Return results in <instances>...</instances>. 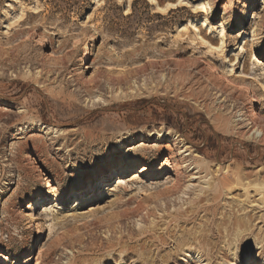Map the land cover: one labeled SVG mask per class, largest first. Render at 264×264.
I'll use <instances>...</instances> for the list:
<instances>
[{
    "label": "rangeland",
    "instance_id": "obj_1",
    "mask_svg": "<svg viewBox=\"0 0 264 264\" xmlns=\"http://www.w3.org/2000/svg\"><path fill=\"white\" fill-rule=\"evenodd\" d=\"M262 2L0 0V264H197L177 241L187 231L208 235L211 218L165 225L182 204L176 170L195 159L176 158L178 142L211 177L220 166L232 183L264 184V142L245 129L253 122L264 132ZM201 4L209 10L198 13ZM204 16L214 28L205 34L218 40L222 24L226 35L212 53L190 42ZM227 66L230 77L215 86ZM117 77L128 83L111 84ZM91 79L101 87L86 95L78 84ZM130 81L158 91L111 98ZM98 97L106 103L92 106ZM141 167L137 183L116 189ZM192 168L181 170L182 183ZM186 193L183 200L193 198ZM242 195L237 188L222 198L212 226L222 230L245 216L263 237L264 206L239 209ZM223 236L208 243V264L235 263Z\"/></svg>",
    "mask_w": 264,
    "mask_h": 264
},
{
    "label": "bare ground",
    "instance_id": "obj_2",
    "mask_svg": "<svg viewBox=\"0 0 264 264\" xmlns=\"http://www.w3.org/2000/svg\"><path fill=\"white\" fill-rule=\"evenodd\" d=\"M175 7L176 5H172L171 7L168 6V7L157 8V9L159 11H164V10H167L168 8L173 9ZM196 9H198V13H205L206 11L209 10V8L203 4L197 6ZM199 24L200 26L198 30H196L197 33H199V35L195 34L194 32L196 31L194 30L193 32L194 34L191 36L190 42L194 43V41L199 40V45L206 47L205 50H207V53H212L213 49H216L217 43L219 44V47H217V49L223 48L224 42L226 41V38H225L226 35L224 32L223 25L220 24L218 27L219 39L216 40L210 35L204 33L205 30L214 32V28L212 27L210 21L208 20L206 16L202 18ZM176 66L181 67V65L179 64H177ZM147 67L153 68L152 65L148 64V66H144L139 72H144ZM230 73L232 72L228 71V66L220 68L219 75H217L216 78L214 79L215 81L214 85L218 86L217 84L219 83V79H222L223 76L230 77L229 76ZM163 76L164 75H162L161 78H163ZM124 82H126V84L128 83L127 78L117 77L115 79H111V84L114 83L117 85H121ZM78 85L81 87V89L83 90V93H85L86 95H91L94 90H99L101 87L99 81L96 79H91L88 82H82V84H78ZM144 86H146V84ZM154 86L155 87H153L152 85V89L153 88L154 89L151 91L146 90V89L144 91H141L135 86L134 81H130L129 86L127 87L126 91L124 90L122 91L121 89H119L118 93L111 98H115L118 100H127V99L137 97L147 92L148 93L157 92L158 85L155 84ZM69 98L75 101L77 100V96L74 94L69 95ZM96 103L104 105L106 101L98 97V100L95 102H92L91 105L93 106ZM88 104H90V101H88ZM253 124L254 123L252 122L250 124H246L245 126V129H248V134H249L248 139L251 138V140H254L258 143H263L264 142V132L261 129H259V127H255ZM35 125L39 129L42 128V126L39 124H34V126ZM26 129L27 128H25V130ZM23 131H24V128L20 130V132H23ZM52 131L53 129L46 128V132L51 133ZM182 143L183 141L179 139L178 146L180 149H178V152L176 153V158L184 159V157L186 156L188 157L193 156L195 159H189L188 161L183 162V164L181 165V168H178L176 170V176L174 179V182L176 183V195H177L176 200L178 202L181 201L182 204L176 207L175 215L173 216L170 215L169 220L167 223H165V225H170L171 223H175L176 228L179 227V225H182V226L188 225L192 221H197L200 213H205L206 216H208V218H211V220H208L209 221L208 230H207L208 235L205 234L204 230L194 231V232H191V231L183 232V235H182L183 239L181 240V242H179L180 240L177 241L178 243L176 242L178 245L176 246L178 251L180 253L182 252L183 258L185 260L196 261L197 264H204V263L208 264L210 262V259L208 257L209 251L207 249V245L213 239L220 237L222 233L224 234L223 236L224 242L222 244H224V248L232 257V261L235 262L233 264H248V262L254 261V257H256V261L260 259L258 264H264V236L261 237L259 234L255 235L254 231L252 230L253 223L250 220L249 221L245 220V216L242 218L237 217L232 222H230V225L228 228H224L222 230H220L219 227L212 226L213 219L215 215L217 214V210L222 201V198L231 195V191H233L234 189L239 188L241 191H243L242 197L244 198V201L238 202V199L237 201L236 200L234 201V202H237V204H239V207H240L239 209H243L242 208L243 206L241 204H245L246 208H244V210L247 209L251 204H254V206H256L257 208L263 207L264 206V184H261L258 182L243 183L244 181H242L241 179H237L234 183H232L231 181L227 180L228 177H227L226 168H221L220 166H215L216 169L214 173L216 174V176L211 177V172H210L211 169L208 167V165L204 161L201 163L197 161V160H202V158L198 155H195V153L190 149V147L188 146L184 147L183 145H181ZM172 158L174 159V157H167L166 161ZM191 166H193L191 171L194 170V173L190 176L188 175L190 177V180H188V182L182 183L181 170L182 169L188 170L191 168ZM145 174H146V170L143 167H141L140 169L137 170V172H135V174H133V177L131 178V180H128L127 182H123L122 179H118L117 184H116V189L117 190L122 189L124 186H126V183L127 184L137 183L140 180V178L144 176ZM218 174L219 176H217ZM194 175H198L199 178H194ZM196 180H197V183H194L193 181H196ZM43 181L46 182V180H43ZM188 191H193V198L192 199L187 198L183 200L184 197L186 198L188 196V193H186ZM249 191H252V194H255L256 197H259V199L257 201H251ZM203 197H204L205 203H203ZM184 206H188L189 209L182 211V208ZM220 215L222 216L223 214L221 213ZM224 216H225V213H224ZM258 220L264 223V213L262 216L258 218ZM136 224L140 230L138 234L140 235L141 233H144L145 232L144 226H142L140 222L139 223L136 222ZM151 224H153V221L150 222V225ZM165 229H167V227ZM158 239H159L158 241L160 242L162 241L163 243L166 241V239H162V238H158ZM241 246L242 248H239ZM238 251L239 253H241V257L239 258L237 257ZM4 260H6V258H4ZM221 264H230V262L223 261Z\"/></svg>",
    "mask_w": 264,
    "mask_h": 264
}]
</instances>
